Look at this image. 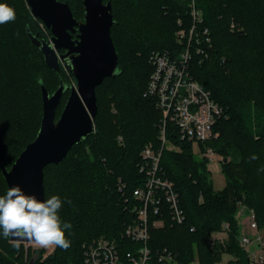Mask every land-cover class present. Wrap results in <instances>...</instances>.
<instances>
[{"label":"trees","instance_id":"16d2710c","mask_svg":"<svg viewBox=\"0 0 264 264\" xmlns=\"http://www.w3.org/2000/svg\"><path fill=\"white\" fill-rule=\"evenodd\" d=\"M62 1L70 3V7L73 4L72 0ZM0 3L12 7L16 13L14 21L0 24L1 106L4 104L1 89L12 90L23 82L27 85L30 73L26 69L27 59L14 44L16 26L20 21L24 24L25 17V31L23 27L22 32L33 46L28 26L33 33H39L40 38H49L38 25L43 21L25 9L24 0H0ZM112 5L115 19L112 38L116 46L117 34H121V39L130 45L132 57L139 60L133 62L138 71L139 88L135 82L119 80L126 74V69L119 63L127 52L116 47L119 73L106 78L96 89L99 106L94 119L95 133L75 144L59 164H49L44 169L46 199L50 198L51 192L58 196L63 202L58 213L61 221L72 225L71 230L65 231L71 246L67 250L57 246L49 256L55 264H84L83 244L94 237L126 241L128 249L135 246L121 234L136 216L132 206L138 201L133 191L146 180L145 172L140 171L141 154L147 144H153L155 150L162 148L160 126L163 114L146 95L153 69L149 56L153 50L183 49L184 45L176 40V32L182 27L178 20L182 18L186 28L192 23L188 0H112ZM197 6L203 13L199 30L208 28L212 46L203 45L208 57L194 54L191 73L212 92L227 113V118L217 123L218 136L200 144L202 149L209 146L226 159H222L221 165L226 183L221 189L215 188L209 159L195 158L193 141L181 139L175 124L168 123L167 144L160 159L161 172L173 181L179 192L186 222L151 227L149 246L154 255L149 264H160L156 252L164 248L176 253L180 264H189L195 257L200 264H264L254 262L246 247L240 244L238 218L240 204L245 205L255 212L259 227L264 228V0H197ZM74 16L78 18L75 13ZM138 27L145 30L138 32L139 40L133 33L131 35ZM46 30L52 36L50 28L46 27ZM41 62L44 70H52L45 59ZM62 70L68 69L62 65L60 72L52 70L57 72L60 82ZM41 80L49 88L44 76L39 75L36 84L42 94ZM109 81L120 88L115 97L118 107L112 114L115 122L106 121L101 110L107 99L101 98L99 89ZM119 85L132 87L127 89L129 93L127 90L122 92V101L118 99L122 88ZM105 96L108 98V94ZM19 107L14 118L24 125V116L20 115L24 103L20 102ZM1 122V127L10 130V120L0 119ZM116 133L124 135L123 145L115 138ZM90 140L91 144H87ZM170 143L178 148H170ZM23 150L24 147L20 153ZM254 155L256 159H252ZM15 160L0 159V196L8 188L1 164L10 168ZM51 166L53 175L47 176L46 171ZM224 224L229 226L225 236L214 238L216 233L223 231ZM4 240L0 230V243ZM22 244L15 247L14 255L21 252ZM225 254L231 258L224 263ZM41 261L40 252L35 264ZM0 264H10L1 251Z\"/></svg>","mask_w":264,"mask_h":264},{"label":"built area","instance_id":"2783aa9c","mask_svg":"<svg viewBox=\"0 0 264 264\" xmlns=\"http://www.w3.org/2000/svg\"><path fill=\"white\" fill-rule=\"evenodd\" d=\"M188 7L192 23L186 28L183 19L179 18L178 23L182 27L176 32V40L184 45L183 49L156 50L149 56L153 69L146 95L153 99L163 114L160 126L162 148L155 150L153 144H147L141 154L143 162L140 171L145 172L146 180L133 191L138 201L132 206L136 216L121 234L123 239L135 246L128 249L125 247L126 241L123 243L106 236L94 237L83 244L84 264H149L154 255L149 246L151 227H164L168 222L172 225L186 222L179 192L173 181L161 172L160 159L167 144V125L175 124L181 139L206 144L218 136V121L227 118L225 108L191 73L194 54L208 57L203 45L210 48L212 41L208 28L202 32L199 30L203 23V13L197 6V0H188ZM215 154L209 146L202 150V156L210 160ZM251 226L257 232V247L263 249L260 256L250 254L251 258L254 262H264V228L259 227L253 210ZM225 229H229L228 224H225ZM239 240L244 247L252 241L245 234H241ZM156 258L160 264H180L177 254L168 248L158 250Z\"/></svg>","mask_w":264,"mask_h":264},{"label":"water","instance_id":"95a60500","mask_svg":"<svg viewBox=\"0 0 264 264\" xmlns=\"http://www.w3.org/2000/svg\"><path fill=\"white\" fill-rule=\"evenodd\" d=\"M26 1L33 16L52 32L51 39L40 38L39 33H33L28 26L31 42L41 50L49 68L60 72L65 63L77 82V87H69L61 80L51 94L41 80L43 116L39 133L10 168L1 164L9 189L19 187L25 194L44 201L45 167L59 164L75 144L95 133L94 119L99 106L96 89L106 78L119 73V56L111 34L115 24L112 0H83L84 20L74 16L66 1ZM75 32L77 37L73 38ZM68 89L70 95L56 120L62 97ZM9 238L17 242L16 237ZM38 258L39 253L27 264H35Z\"/></svg>","mask_w":264,"mask_h":264},{"label":"rangeland","instance_id":"374dc122","mask_svg":"<svg viewBox=\"0 0 264 264\" xmlns=\"http://www.w3.org/2000/svg\"><path fill=\"white\" fill-rule=\"evenodd\" d=\"M25 1L26 7L25 9L27 11L31 12V8L28 5L27 1ZM107 2V1H106ZM72 9L76 16L80 18V20H84V5H83V0H72ZM118 8L120 6H117ZM24 9V13H25ZM119 12L120 10L117 9ZM32 13V12H31ZM121 13V12H119ZM37 19V18H36ZM43 30L46 31V34L49 39H51V35L49 34L48 30H46V25L44 23H39L38 24ZM24 27V28H23ZM22 28L25 31V17H24V24L21 21L19 25L16 26L14 33V41H15V46L19 51L22 53L26 61L28 62L27 68L28 71L30 72L28 75V82L27 85L23 82L19 84L18 87H15L14 89H1V95L3 96V102L4 104L0 106V119L2 121L10 120L8 123V129L1 127L3 122L0 123V159L5 157L7 160L12 161L19 156V153L21 149L26 147V145L29 143V141L33 138H36L37 131L41 126V120H42V115H43V100H42V94L39 86L36 84V78L39 75H43L45 79V83L50 89V93L52 94L55 90L60 85L59 77L57 75V72H54L52 70H44L43 65H42V60L44 62V58L42 53L36 49L35 46L32 44H29V42L26 39V34L22 32ZM48 28V27H47ZM135 29V28H134ZM133 29V30H134ZM144 33L143 28H136L135 31H131L134 34V36H137V40H139L138 32ZM121 34H117V40H116V47L118 50L124 49L127 53L123 56V60L121 63H119L123 68L126 69V74L122 76L119 80H124V81H130V82H135V85L138 86V78L136 76V73L138 72L136 70V65L133 64V62H138V59H134L132 57L133 52L129 51L130 45H128L127 40H122L120 37ZM130 35V38H131ZM133 36V35H132ZM156 51V50H153ZM152 51V52H153ZM151 52V53H152ZM123 53V51H122ZM137 55L140 54V52H136ZM147 54L145 55V57ZM144 57V55L142 56ZM65 67V63L63 65ZM61 75L63 76L61 80H63L69 87H77V82L74 76H71L70 72L67 70H62ZM136 76V79L134 77ZM21 77V76H19ZM13 79V78H12ZM219 80V79H218ZM132 85V84H131ZM131 85H128L129 87L124 88L121 86V93L119 94L118 99H121V94L122 92L126 91L128 88L132 89ZM120 88H117V85L112 82H108L107 84L103 85L99 89L100 96L104 99H107L106 102L103 104L101 110L103 114H105V120L109 122H115L112 119V114L116 113V108L117 103L115 101V97H117L116 93L118 92ZM70 89L69 91L62 97L61 100V105H59V108L57 110L56 114V120H58L64 105H66V101L70 95ZM128 92V90H127ZM130 92V90H129ZM128 92V93H129ZM105 93L108 94V98L105 96ZM130 98V97H129ZM20 102L24 103V107L22 108V111L20 115L24 116V125L18 121L15 120L14 115L15 113L19 110ZM105 122V121H104ZM147 122H149V119H147ZM117 129H119V125H117ZM24 127V128H23ZM119 144H124V135L122 133H116L115 137ZM91 141H88L87 144H91ZM86 144V145H87ZM170 148H178L174 144L170 143L168 144ZM193 151L195 152L194 156L198 160L204 159L206 157L202 156V148L201 144L199 142H193ZM80 148V147H79ZM223 155L216 153L213 157V159L208 160V167H210V170L212 172V178H213V183L216 189H221L223 188L225 182V176L222 171V159ZM225 159V158H224ZM53 175V167H49L48 170L46 171V175ZM9 188H7L8 190ZM3 195H6V192ZM50 198L53 196V192L50 194ZM238 212V218L240 221V226H241V234L247 235L250 239H252L251 243H249L246 246V249L250 254H256L257 256H260L263 253V249L260 247H257V242L255 241V236L257 234L256 230L254 227L252 228L251 226V209L246 207L245 205L240 204ZM166 225V224H165ZM225 225V224H224ZM223 231L216 233L214 235V238H222L226 234V229L225 226H223ZM14 241H11L8 238L4 240V242L0 243V251L8 257L9 263L10 264H27L31 257L36 255L37 253H42V261L41 263L38 264H55L51 259L49 260L50 254L54 253L57 249V246L49 247V248H43L35 243L32 242H20L22 244L21 252L18 255H14L13 251L15 249ZM231 258V255L225 254L223 257V262H227ZM189 264H200L199 260L197 257L193 259Z\"/></svg>","mask_w":264,"mask_h":264},{"label":"clouds","instance_id":"9594fccd","mask_svg":"<svg viewBox=\"0 0 264 264\" xmlns=\"http://www.w3.org/2000/svg\"><path fill=\"white\" fill-rule=\"evenodd\" d=\"M15 18V10L0 3V24L14 21ZM256 158L252 156V159ZM62 203L55 195L40 201L35 196L25 194L19 187H11L6 195L0 196L2 235L5 238L16 237L17 248L21 241L27 240L43 248L58 246L67 250L71 241L66 238L65 231L71 230L72 225L61 221L58 213Z\"/></svg>","mask_w":264,"mask_h":264},{"label":"flooded vegetation","instance_id":"af4514ba","mask_svg":"<svg viewBox=\"0 0 264 264\" xmlns=\"http://www.w3.org/2000/svg\"><path fill=\"white\" fill-rule=\"evenodd\" d=\"M77 37V32L73 33V38ZM61 52H64V50H62Z\"/></svg>","mask_w":264,"mask_h":264}]
</instances>
